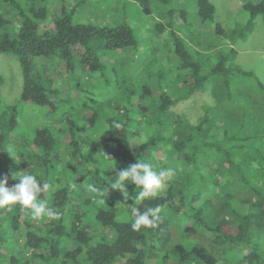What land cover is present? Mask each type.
<instances>
[{
	"label": "trees",
	"instance_id": "16d2710c",
	"mask_svg": "<svg viewBox=\"0 0 264 264\" xmlns=\"http://www.w3.org/2000/svg\"><path fill=\"white\" fill-rule=\"evenodd\" d=\"M21 2L0 0V53H15L21 60L24 87L20 100L24 103L48 106L54 112L59 110L65 90L52 70L63 64L72 71L73 68L66 65L76 58H80L84 69L97 70L100 59L89 47L93 38L104 40L116 50L136 44L129 25L74 23L70 12L65 10L52 15V11L41 6L25 12ZM198 5L203 25L215 19L216 7L211 0H198ZM245 7L251 11L248 25L253 24L259 14L264 15V0ZM12 9V18L17 20L15 26L5 14ZM208 29L213 33L223 32L219 24ZM178 53L183 57L182 68L191 69L195 76L189 75L186 80L190 85L187 95H190L198 90V81L204 79L197 78L201 63L182 43L178 44ZM221 69L222 62L213 72L220 73ZM186 82L184 80L181 86H186ZM148 93L154 95L153 102L147 100L134 105L126 98L125 103L118 106L123 117L118 113L100 136L104 157L101 160L98 157L95 167L86 169L83 163L77 165L81 144L78 141L67 144L72 147V154L67 156L73 162L60 169L65 175V182L61 180L64 185L52 190L49 187L38 196L60 214L59 218H32L30 214V219L24 221L31 264H264V172H255L247 164L246 156L237 157L250 149V146L245 148L246 144H251L253 151L256 146L264 145V140H257L255 136L239 140L243 148L234 140L231 142L234 146L227 148L221 145L220 137L221 134L225 137L227 132L221 133L216 125L208 123V114L203 120L200 118L198 124L181 116L171 118L166 124L161 121L163 117L187 95L172 98L165 91L156 95L147 89L141 96L147 97ZM137 110L146 121V128L143 133L134 134L129 131V125ZM58 120L66 125L73 122L63 114ZM114 122L121 127L116 129ZM10 127H14L13 120ZM161 132H171V138L164 140ZM18 139H14L15 144ZM6 141L0 131L1 146ZM24 141L22 145H15L17 152L13 158L9 154L0 159V178L8 175V185L13 186L19 182L13 178L15 173L28 172L42 184H49L50 172L45 167L53 157L58 158L56 136L50 129L41 128ZM38 150L46 155L35 153ZM202 154L208 161L213 157L212 161L224 171L214 172L212 170L216 169L200 165ZM257 159L251 156L249 161ZM138 160L151 163L156 172L171 167L175 175L153 196L134 202L125 200L120 190L112 189L111 182L118 171ZM81 164L82 173L74 172ZM89 184L95 185L99 192H90ZM126 188L130 197L141 190L131 182L126 183ZM133 206L141 212L160 207L157 226L133 230ZM121 207H127L124 209L127 214H123ZM14 209L22 208L16 205ZM20 216L17 214L10 221L14 227L23 224L19 222ZM6 218L3 214L0 223L5 224Z\"/></svg>",
	"mask_w": 264,
	"mask_h": 264
},
{
	"label": "rangeland",
	"instance_id": "374dc122",
	"mask_svg": "<svg viewBox=\"0 0 264 264\" xmlns=\"http://www.w3.org/2000/svg\"><path fill=\"white\" fill-rule=\"evenodd\" d=\"M261 1L211 0L216 7L215 19L203 25L198 14V0H20L21 9L25 12L33 7L45 6L52 11V15L63 10L70 12L74 23L114 27L129 25L136 44L116 50L104 40L93 38L89 47L100 59L97 70L84 69L80 58L66 65L73 68L72 71L63 64L57 65L52 72L59 76L65 91L61 96L64 102L56 112L48 106L20 100L24 87L21 60L15 53H0V78H3L0 81V131L7 139L3 146L0 142V159L9 154L13 158L17 152L16 144L22 145L38 129L48 128L58 140V158H51L52 161L45 167L50 172L51 190L64 185L65 175L60 169L73 162L67 156L72 154L68 143L78 141L81 144L77 165L83 163L86 169L95 167L94 162L104 157V149L100 150V136L118 113L123 117L118 106H122L126 98L134 105L144 104L147 100L153 102L155 97L152 93H148L147 97L141 96L147 89L153 90L156 95L165 91L172 98L183 93L187 95L190 85L186 80L189 75L195 76L191 69L182 68L179 43L200 61L197 78L201 76L204 79L198 81V90L172 106L168 116L161 121L168 124L171 118L181 116L192 124H198L199 119L203 120L208 114V123L216 125L221 133L227 132L225 137L220 136L221 145L227 148L234 146L231 143L234 140L241 148L243 144L239 140L254 136L257 140H264V15L259 14L253 24L248 25L251 11L245 7L248 3ZM21 9L16 10L19 12ZM7 12L5 14L15 26L17 20L12 18L13 9ZM217 24L223 29L222 33H213L208 29H214ZM221 62V72L214 73L213 69ZM184 80L187 84L181 86ZM62 114L73 121L72 125L58 122ZM12 120L13 128L10 127ZM145 128L146 121L141 112H133L129 131L143 133ZM171 135V132H161L166 141ZM15 138H19L16 144ZM143 138L146 139V136ZM248 146L250 149H245L247 153L237 155L238 159L246 156L247 164L255 172H264V145L256 146L253 151L251 144H246L245 148ZM35 153L42 157L46 155L43 150ZM200 156V165L216 169L212 170L214 172L224 171L218 168L216 161H212L213 157L208 161L204 154ZM251 156L258 159L250 162ZM105 163L107 165V161ZM83 164L77 166L74 172L81 174ZM14 207L0 209V219L3 214L7 217L5 224L0 223V264H29L32 256L25 243L27 231L23 226L31 213ZM121 209L123 214H127ZM17 214L21 215L19 222L23 224L14 227L10 221ZM47 251L44 252L46 256L49 255Z\"/></svg>",
	"mask_w": 264,
	"mask_h": 264
},
{
	"label": "clouds",
	"instance_id": "9594fccd",
	"mask_svg": "<svg viewBox=\"0 0 264 264\" xmlns=\"http://www.w3.org/2000/svg\"><path fill=\"white\" fill-rule=\"evenodd\" d=\"M116 129L121 125L114 122ZM175 175V169L167 168L159 172L153 170L152 164L138 160L136 163L130 164L127 168L116 173L115 179L111 182L112 189L120 190L125 200L133 199L139 202L144 198L153 196L157 190H161L166 186ZM8 175L0 178V208H9L19 205L22 209L30 210L33 218L49 217L58 219L59 213L48 206L47 201L39 200L38 196L50 185L47 182L41 183L37 177L31 173L14 174L15 179L19 182L13 186L8 185ZM134 183L141 190L135 196H129L126 183ZM75 187V184L72 185ZM88 190L92 193H98L99 189L93 185H88ZM103 203L104 201H99ZM160 207L148 208L141 212L138 207L133 206L131 212L134 215V221L131 225L133 230H139L141 227H156L159 221Z\"/></svg>",
	"mask_w": 264,
	"mask_h": 264
}]
</instances>
